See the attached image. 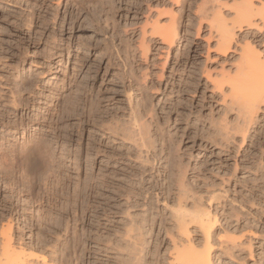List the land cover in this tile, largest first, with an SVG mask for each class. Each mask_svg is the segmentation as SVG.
I'll use <instances>...</instances> for the list:
<instances>
[{"label": "rangeland", "instance_id": "1", "mask_svg": "<svg viewBox=\"0 0 264 264\" xmlns=\"http://www.w3.org/2000/svg\"><path fill=\"white\" fill-rule=\"evenodd\" d=\"M205 1L165 8L181 13L179 41L167 62L168 49L158 40L147 60H134L139 79L148 73L132 95L155 109L156 151L165 145L187 169L185 187L178 188L164 172L165 158L159 173L151 171L134 146L114 141L89 116L91 105L95 116L124 119L129 94L121 87L113 38L118 46L120 34L136 41L131 31L144 20L139 7L161 8L165 0H0V145L10 151L23 137L44 134L53 144L61 190L55 187V206L41 209L1 188L0 229L13 220L11 243L26 251V260L182 264L178 253L201 250L206 238L196 222L188 233L179 225L207 210L216 216L208 238L214 264H264V106L242 142L230 85L213 84L235 75L247 47L264 60V20L236 29L232 49L223 54L209 27L212 17L199 14V6H208L229 26L242 2L264 9V0ZM75 97L78 111L60 118L57 109L71 112L65 101Z\"/></svg>", "mask_w": 264, "mask_h": 264}, {"label": "bare ground", "instance_id": "2", "mask_svg": "<svg viewBox=\"0 0 264 264\" xmlns=\"http://www.w3.org/2000/svg\"><path fill=\"white\" fill-rule=\"evenodd\" d=\"M182 2L183 0H165L161 8L158 3L157 6H147L146 10L139 7V17L144 20H142L143 22L138 21V25L135 24L137 27L131 31L132 36L138 35L137 40L133 41L135 38L132 40L129 39L130 37L127 33H124V36L120 34L122 39H120L118 35L117 36L120 39L121 46H118L116 44L118 40L115 41L116 36L113 38V47L117 52L122 66V72H120L121 87L126 94H129L127 109L122 108L126 109L124 111L122 110L123 117H121L124 119L120 120L119 118L116 120L117 118L114 117L110 121L106 120L103 116H100V114L95 116L96 112L94 111V107L92 109L91 105L89 114L90 117L95 119V123L100 124L101 129H103L105 134L107 133L115 139L114 141L120 140L125 145L128 144L134 146L138 150L137 153H139L138 155L140 157L144 155L143 157L146 161L144 159L143 160L147 162L144 163L151 165H149L151 171L155 170L159 173L160 170H157L158 165L165 158L164 172L166 175L168 174L169 181L176 184L178 188L185 187L184 177H186L187 169L183 168L184 165L183 163L181 165L180 160V162L176 161L178 157L176 158L175 156L174 159L172 158V154L174 153L172 152L171 154V150L170 153H168L165 149V145H162V148L164 149L160 147V153L156 151L158 139L156 140L152 131L155 109L151 105L152 103L142 104V98L137 100L139 102H135L132 93H134L136 87H140L141 80H146V77L148 76V73L145 72L143 73V78H138V74L136 75L134 68L135 58L140 55L142 60H147L152 45L158 40L161 45L166 46L168 49L166 53L167 57L165 59L167 62L171 49L176 45L177 41H179L178 30L180 17L179 15L177 16V14L180 12L176 11L178 12L176 13L175 9L165 10V8L169 5L171 7H178ZM206 8H204L203 5L199 6V14L201 13V17L208 20L212 17L211 19L213 20H209L210 26H208L211 27V30H215L218 51L223 54L228 53L232 49L236 29L241 30V28L245 25L249 28L253 27V25H255L256 18L261 19V21L264 20V9H257L253 6V4L247 1L242 2V4L236 9L234 14L235 17L233 18L234 20H232V23L229 26L225 24V22H222L220 14L213 12L212 14L210 12L211 8L208 7L207 10ZM208 12H210L212 16L210 13L208 14ZM164 20L166 23H163ZM121 54L123 55L122 57ZM240 60L241 64L238 66L233 77H230L227 81L224 78L221 80H214L213 84L215 88L221 89L226 82L229 83L231 88L232 108L234 106L238 110L237 113L239 115L237 114V128L238 132L242 135L243 142L246 140L249 132L252 131L251 128L259 110L262 106H264V60L261 61L259 54L255 52L254 49L251 50L249 47L243 49ZM146 69H148V66L145 70ZM78 98L75 97L71 99V101H65L66 106L70 108L69 110L71 112L66 110L62 113L61 110L57 109L56 113L59 114L60 118L62 116L63 119L64 113L69 115V113H76L78 111ZM59 107H61L60 103L58 104V108ZM110 118L111 117H109V119ZM228 135L225 134L224 136ZM44 136V134L37 138H35V136H25L21 139L22 142L18 144L17 148L15 147L10 151V148L6 151V149L4 150L3 146L0 145V193L2 190L1 188L4 187V190H2L4 191V194H10L15 197L20 196V200L23 199L21 198L22 196L24 197V201H27V204L29 203L30 205L40 203L38 207L40 206L41 209L45 203L48 204V206H55L54 201L59 198V191L61 192L55 184V157L52 151L53 144L52 142H48V140L44 139ZM214 142H217V139H214ZM167 147L171 148L169 146ZM163 153L165 154L161 158ZM39 170L41 171L40 174ZM60 185V182H57V186ZM49 187H51V190ZM55 187L56 190L59 191H56ZM36 189H39L37 191L42 193H36ZM81 194L82 191L80 190V192H78L75 188L73 197L80 200ZM8 199L9 197L5 196L2 199V204L4 206H7ZM198 213L199 215L190 221L182 220L179 228L183 232L188 233V225L192 222H196L200 225V229L206 238V243L203 245L201 250L189 248L180 251L177 255V259L182 264H214V260L216 258L214 256V246L208 242L211 231L216 224V216L212 217L213 215H211V213L207 210H200ZM12 223L13 220L6 227H2L0 229V235L2 238V246L0 248V264H49V262L42 260V262H29L24 258L26 251L22 248L16 249L12 245Z\"/></svg>", "mask_w": 264, "mask_h": 264}]
</instances>
